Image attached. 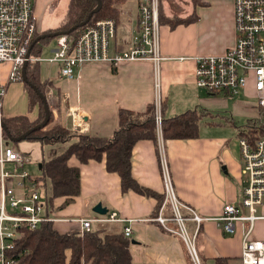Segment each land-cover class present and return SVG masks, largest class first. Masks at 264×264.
<instances>
[{
	"label": "crops",
	"instance_id": "1",
	"mask_svg": "<svg viewBox=\"0 0 264 264\" xmlns=\"http://www.w3.org/2000/svg\"><path fill=\"white\" fill-rule=\"evenodd\" d=\"M170 1L158 0L160 59L156 64L121 61L112 67L105 61L84 62L69 78L60 75L57 63L38 62L40 81L51 92L48 104L52 122L93 137L109 138L116 127L119 109L143 111L146 105L153 104L156 96L163 107V118L195 108L207 113L198 125L196 138L163 140L155 130V141L139 139L133 144L130 175L152 194L122 192L117 174L108 172L103 160L80 164L75 156L70 157L68 164L80 169V190L69 205L51 211L54 217L70 218L69 221L56 220L53 226L60 233L79 231L80 225L75 219L95 216L92 208L99 202L107 212L114 210L120 217L135 219L130 223L128 244L131 263L192 264L179 237L167 233L157 223L138 221L155 214L158 198L162 195L156 151V144L161 141L176 197L201 217L208 218L200 223L194 241L200 261L213 264L214 257H223L228 264H240L239 225L233 233L225 234L212 218L220 213L223 204L236 202L240 196L236 133L243 126H235V119H253L258 114V105L250 81L240 95L231 99L206 94L195 86L192 77L193 56L220 54L233 44L231 0H181L176 9L170 6ZM174 1L178 3L179 0ZM40 4L41 0H35L33 7L37 31L57 27L63 17L57 18L56 24L48 22L39 9ZM112 7L116 8L117 14L110 51L119 52L129 46L136 29V0H112ZM171 15L192 21L170 26L164 18ZM3 98L2 117L26 113L30 120L37 118L35 107L28 110L27 93L20 80L8 82ZM69 143L42 144L28 140L21 151L11 147L28 157L18 170L25 169L32 176L28 166L35 155L41 158L37 165L39 169L42 160L64 151ZM2 167L10 171L13 162L3 163ZM16 179L10 177L7 183ZM62 202L63 198H55L53 206ZM257 213L264 216V196ZM91 225L92 229L97 225L95 229L106 231H120L123 226L113 222ZM187 225L189 227L190 223ZM251 230V238L264 239V218H257Z\"/></svg>",
	"mask_w": 264,
	"mask_h": 264
},
{
	"label": "built area",
	"instance_id": "2",
	"mask_svg": "<svg viewBox=\"0 0 264 264\" xmlns=\"http://www.w3.org/2000/svg\"><path fill=\"white\" fill-rule=\"evenodd\" d=\"M35 0H0V119L3 97L7 84L19 80L21 65L31 45L37 25L34 17ZM233 18V44L220 54L193 56V83L206 94L236 97L248 81L254 90L255 103L260 108L253 118L264 126V0H231ZM136 29L128 47L119 52L110 51L115 22L112 17L98 18L84 27L76 37L66 33L56 36V48L50 57L30 56V62L57 63L62 77H72L84 62L105 61L112 67L121 61H151L160 59L158 0H136ZM5 78H3V68ZM49 93V94H48ZM47 91L45 97L50 95ZM153 122L160 135V101L153 100ZM74 114H72L73 116ZM75 130V129H74ZM0 127V264H15L8 256L14 246L19 228L27 225L36 228L41 222L69 221L60 219L46 210V198L42 188L31 181L27 170L19 171L29 159L9 146L4 148ZM240 162V196L236 202L222 205L214 220L223 233L231 234L236 225L241 231L240 264H264V239L250 237L257 218V207L264 196V134L251 141L239 136L237 139ZM157 162L162 179V198L154 215L138 221L157 223L167 233L180 238L192 264H202L196 251L195 238L202 220L196 211L180 202L173 191L161 141L156 144ZM13 162L10 171L3 163ZM17 177L8 184L7 179ZM79 232L92 229L91 223H121V233L130 237L132 218L120 217L116 211L96 214L91 218H77ZM188 223L190 226L188 227Z\"/></svg>",
	"mask_w": 264,
	"mask_h": 264
},
{
	"label": "trees",
	"instance_id": "3",
	"mask_svg": "<svg viewBox=\"0 0 264 264\" xmlns=\"http://www.w3.org/2000/svg\"><path fill=\"white\" fill-rule=\"evenodd\" d=\"M96 4L97 0H68L66 12L58 23L59 25L49 30H39L35 36L49 31L69 30L84 20ZM116 14L117 10L112 7V0H101L100 9L92 13L86 25L66 34L76 37L92 21L106 17L115 19ZM164 20L170 26L192 21L179 17L164 18ZM45 42L46 39L35 42L30 49L32 57L39 55L41 45ZM25 68L27 80L46 96L47 87L44 82L40 81L38 62L29 61ZM19 80L21 81V77ZM23 83L28 97V110L35 107L38 111L37 118L30 120L26 113L3 117L5 129L2 131V136L6 142H9V135L16 137L23 134L44 117L41 98L34 88L28 83ZM159 107L161 113L162 104ZM153 112L152 103L146 105L143 111L132 112L123 108L119 109L116 115L117 124L112 135L109 138H102L53 123L50 111V117L45 126L25 137L26 140L39 141L42 144L70 142L64 151L41 161L39 176H30L36 187L42 190H45L46 182L50 183V194L43 193L46 198V210L51 212L65 207L79 194L80 169L77 165L68 164L72 156H75L80 164L89 160H103L107 171L117 174L122 192L131 190L138 194H152L131 177L129 165L130 149L134 143L139 139L153 141L156 139ZM206 114L205 111L195 108L166 118L161 116L160 136L163 140L196 138L198 125ZM236 134L238 137H246L248 141H251L258 135L264 134V126H259L255 119H247ZM58 197L63 198V202L54 207V199ZM161 198L162 195L158 198L159 202ZM19 232V236L14 239L13 248L8 251L9 258L13 259L15 264H133L128 249L130 238L124 237L121 231H106L98 228L84 231L82 234L75 230L60 233L54 228L53 222L43 221L34 229L22 225ZM212 260L213 264H228L226 258L223 257H214Z\"/></svg>",
	"mask_w": 264,
	"mask_h": 264
},
{
	"label": "rangeland",
	"instance_id": "4",
	"mask_svg": "<svg viewBox=\"0 0 264 264\" xmlns=\"http://www.w3.org/2000/svg\"><path fill=\"white\" fill-rule=\"evenodd\" d=\"M47 1H48V3H47ZM67 2H68V0H41L42 4L39 5V9L44 12L43 17L48 18V22H52L53 24H56V20H58L57 18H59L60 16L63 17V15L65 14ZM180 3H182L181 0H179L178 3H176L174 0H171L170 6H172L174 9H176L175 7H179L178 4H180ZM172 17H179V16L171 15L168 18H172ZM55 42H56L55 37L46 38V42L42 43V45H41V51L38 53L39 54L38 56L41 58L50 57V55H52L51 49L53 50L56 48ZM5 71H6V69L3 68V73H5ZM240 94L241 93H239L238 95H240ZM227 98L232 99L235 97H227ZM245 121L246 120L243 117L235 119V126H238V124H239V127L241 128L244 125L243 123H245ZM233 137H234V135H233ZM26 141H28V140L20 141V142H17L15 144L10 141L9 145L14 146L15 149H18L21 151V149H22L21 147H22V145H24V143H26ZM3 143H4V148H6L7 142L4 141ZM38 157H39L38 155H35L32 158L33 160L31 161V165L28 166V169H30L32 176H39L41 173L40 169H38V167H37V165L41 159V158L38 159ZM46 185L47 186L45 187V190H42V192L44 193L46 191V194H49V191H50L49 186L50 185L48 183ZM93 228L94 229L97 228V225H94ZM201 263L203 264L202 261H201Z\"/></svg>",
	"mask_w": 264,
	"mask_h": 264
},
{
	"label": "water",
	"instance_id": "5",
	"mask_svg": "<svg viewBox=\"0 0 264 264\" xmlns=\"http://www.w3.org/2000/svg\"><path fill=\"white\" fill-rule=\"evenodd\" d=\"M100 6H101V0H97L96 6L91 10V12L87 15V17L84 20L80 21L78 23V25L72 26L69 30H66V31H63V32L49 31V32L42 33V34H39V35L35 36L34 41L31 43V45L29 46V48H28V50L26 52V59L24 60V62L21 65V81H23L25 83H28L32 88H34L35 89V92L37 93V95L41 98V101L43 103V111L45 112L44 113V117H43V119L40 122H38L36 125H34V127H32L29 130L23 132V134H21L19 136H16V137H13V136H10L9 135L8 136V141L20 142L21 140L25 139V137L29 133L37 130L38 128L44 127L45 124L48 122L49 117H50L49 104H48L47 97H45V95H43L39 89L35 88V86L27 80L26 68L25 67H26L27 63L29 62L28 60H29V58L31 56V54H30L31 47L35 44L36 41H38L40 39H46V38H49V37H56V36H59V35H63V33H69L72 30L77 29L78 27H81V26L86 25L87 22L89 21V19L91 18L92 13L96 12L97 10H99L100 9ZM0 127H2L3 129H5L4 123H3V120L2 119H0ZM92 210L96 214H105L108 211L99 202H98V204H96L92 208Z\"/></svg>",
	"mask_w": 264,
	"mask_h": 264
}]
</instances>
